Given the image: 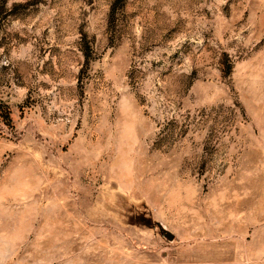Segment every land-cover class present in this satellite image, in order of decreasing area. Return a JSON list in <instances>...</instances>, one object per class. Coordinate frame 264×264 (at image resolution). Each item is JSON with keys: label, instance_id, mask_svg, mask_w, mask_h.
Wrapping results in <instances>:
<instances>
[{"label": "rangeland", "instance_id": "1", "mask_svg": "<svg viewBox=\"0 0 264 264\" xmlns=\"http://www.w3.org/2000/svg\"><path fill=\"white\" fill-rule=\"evenodd\" d=\"M0 101V264H264V0H0Z\"/></svg>", "mask_w": 264, "mask_h": 264}, {"label": "trees", "instance_id": "2", "mask_svg": "<svg viewBox=\"0 0 264 264\" xmlns=\"http://www.w3.org/2000/svg\"><path fill=\"white\" fill-rule=\"evenodd\" d=\"M0 124L7 125L8 127L12 126L10 111L2 101H0Z\"/></svg>", "mask_w": 264, "mask_h": 264}, {"label": "water", "instance_id": "3", "mask_svg": "<svg viewBox=\"0 0 264 264\" xmlns=\"http://www.w3.org/2000/svg\"><path fill=\"white\" fill-rule=\"evenodd\" d=\"M162 232L163 235L168 239V240H172L174 238L173 233H171L170 231H167L166 229L162 228Z\"/></svg>", "mask_w": 264, "mask_h": 264}]
</instances>
